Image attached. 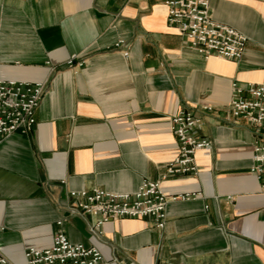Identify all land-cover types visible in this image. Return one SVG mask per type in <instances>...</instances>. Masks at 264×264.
<instances>
[{
    "label": "crops",
    "instance_id": "0c3cea01",
    "mask_svg": "<svg viewBox=\"0 0 264 264\" xmlns=\"http://www.w3.org/2000/svg\"><path fill=\"white\" fill-rule=\"evenodd\" d=\"M208 11L246 38L239 59L191 49L167 24L164 0H0V77L46 85L32 130L0 140V251L10 264L50 247L57 221L109 264H264L256 135L228 106L232 83L262 80L264 0H210ZM203 106L211 111L199 114ZM180 109L201 117L210 147L194 153L195 173L166 176ZM143 180L167 196L199 195L168 201L161 229L124 218L98 239L93 218L66 210L69 191L132 193Z\"/></svg>",
    "mask_w": 264,
    "mask_h": 264
},
{
    "label": "built area",
    "instance_id": "2783aa9c",
    "mask_svg": "<svg viewBox=\"0 0 264 264\" xmlns=\"http://www.w3.org/2000/svg\"><path fill=\"white\" fill-rule=\"evenodd\" d=\"M210 0H164L166 22L185 37L188 46L203 58L216 56L228 60L241 57L246 38L235 29L212 20L209 15ZM123 41H117L113 49L120 50ZM127 55V52H123ZM74 57L65 62L66 67L74 65ZM82 66L83 61L76 62ZM44 82L4 80L0 77V140L12 133L28 134L35 124V110L44 93ZM231 115L243 120L254 130L256 141L253 144L250 172L259 183L264 194V71L259 83H247L244 87L232 83L229 101ZM199 114L211 111V107L196 109ZM201 117L192 111L180 109L170 119V129L175 137L177 154L166 165V176H182L195 173L194 153L209 149L210 142L199 133ZM198 193H183L167 196L159 181L143 180L132 193H113L97 188L91 191H69L66 207L71 216L91 219L87 230L100 238L101 226L109 221L124 218L149 220L155 228L164 226L168 201L189 199ZM59 227L52 237L50 247L36 249L29 247L24 252V264H109L97 248L72 243ZM0 264H10L0 251Z\"/></svg>",
    "mask_w": 264,
    "mask_h": 264
}]
</instances>
